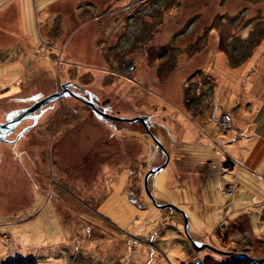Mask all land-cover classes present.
Returning a JSON list of instances; mask_svg holds the SVG:
<instances>
[{
	"label": "rangeland",
	"instance_id": "obj_1",
	"mask_svg": "<svg viewBox=\"0 0 264 264\" xmlns=\"http://www.w3.org/2000/svg\"><path fill=\"white\" fill-rule=\"evenodd\" d=\"M260 44L264 0L2 7L0 123L71 93L0 140V264H264ZM93 96L113 115L150 116L152 134L100 118ZM153 134L169 160L148 187L187 227L146 192L166 160Z\"/></svg>",
	"mask_w": 264,
	"mask_h": 264
},
{
	"label": "water",
	"instance_id": "obj_2",
	"mask_svg": "<svg viewBox=\"0 0 264 264\" xmlns=\"http://www.w3.org/2000/svg\"><path fill=\"white\" fill-rule=\"evenodd\" d=\"M66 84H64L63 90L59 91V92H55V93H51L50 95H47L39 100H37L33 105L25 107L23 109H21L20 111H18V113L16 114V116L11 117V115H9L7 117V122L5 123H0V133L3 134V136H0V140L5 139V137L9 134H11L13 132V130L15 129L16 125L27 115H29L30 113H32L33 111L37 110L38 108L42 107L44 104L48 103L49 101H51L52 99L65 94L67 91L69 93H71V90L69 88L65 87ZM87 104H89L93 110L94 113H96L100 118L106 119V120H118V121H124V122H132L135 120H140L143 122L145 129L150 132V128L148 125V121L146 120L148 117L145 115H140V116H135V117H119L117 115H113L108 111H105L104 109L98 107V105L96 103H94L91 100H87L86 101ZM151 133V132H150ZM152 134V133H151ZM153 138L155 139L157 145H159V147L165 152L166 154V160L162 165L159 166H155L152 167L148 170V172L145 175V189L146 192L148 194V196L150 197V199L152 200L153 204L159 208H171L174 210L179 211L183 217H184V222H185V227H187L189 225V221L188 218L185 214V212L183 210H181L180 208H178L175 204L172 203H168V202H160L157 201L151 190L148 187V177L152 174H154L155 172L161 170L162 168H164L169 160V154L168 152L165 150L164 146L162 145L161 141L159 140V138L157 136H155L154 134L152 135ZM185 231L188 234V229L185 228ZM189 235V234H188ZM189 238L192 240V238L189 235ZM207 245L208 247H212L209 244H204ZM214 248V247H212ZM215 250H217L216 248H214Z\"/></svg>",
	"mask_w": 264,
	"mask_h": 264
},
{
	"label": "crops",
	"instance_id": "obj_3",
	"mask_svg": "<svg viewBox=\"0 0 264 264\" xmlns=\"http://www.w3.org/2000/svg\"><path fill=\"white\" fill-rule=\"evenodd\" d=\"M13 1H15V0H2L1 1V3H0V9L2 8V7H4V6H6V5H8V4H10L11 2H13ZM16 6H18V5H15V6H13L14 7V9L15 10H18V7H16ZM261 46V47H260ZM5 48V50H11V48H9V47H4ZM256 48V47H255ZM82 48L81 47H73V48H71L70 50L71 51H74L75 52V50L76 51H79V50H81ZM63 50H64V48H63ZM255 53L253 52L252 53V55H254ZM257 57H256V68L255 69H260V70H264V44H260L259 45V50L257 51ZM6 56V57H5ZM4 57H5V59L7 58V56L8 55H5ZM70 56L71 57H73V58H75L76 57V55H75V53H74V55L73 54H70V52L66 55V58H65V60L67 61H70L69 59H67V58H70ZM50 58V56H48L46 59H49ZM59 58H61V57H59ZM91 58H93V59H95V58H98V56H96V55H91ZM102 58V57H101ZM248 58V57H247ZM9 59V61H7V62H10V63H16V62H19V60H22V58L21 57H17V56H15L14 58H8ZM248 62V60L246 61V63ZM242 70V69H241ZM240 70V71H241ZM261 77V76H260ZM260 81H264V80H261V79H259L258 80V82H260ZM258 95H260L261 97H263L264 96V92L263 93H257ZM200 237H202V236H200ZM203 239H205V237H203Z\"/></svg>",
	"mask_w": 264,
	"mask_h": 264
},
{
	"label": "flooded vegetation",
	"instance_id": "obj_4",
	"mask_svg": "<svg viewBox=\"0 0 264 264\" xmlns=\"http://www.w3.org/2000/svg\"><path fill=\"white\" fill-rule=\"evenodd\" d=\"M150 42V44H152V42L151 41H149ZM67 59H69V58H67ZM126 60H127V62H129V63H133V58H126ZM68 61V60H67ZM93 101H94V103H96L100 108H102V109H104L105 111H108V109H109V107L108 106H105V105H103V104H101V102H98L97 101V99L93 96ZM105 106V107H104ZM94 114H96V113H94ZM97 115V114H96ZM152 120H151V117L149 116V124H150V128H151V126H152V122H151Z\"/></svg>",
	"mask_w": 264,
	"mask_h": 264
},
{
	"label": "trees",
	"instance_id": "obj_5",
	"mask_svg": "<svg viewBox=\"0 0 264 264\" xmlns=\"http://www.w3.org/2000/svg\"><path fill=\"white\" fill-rule=\"evenodd\" d=\"M16 95V94H15ZM110 106V105H109ZM108 106V107H109ZM105 107V106H104ZM1 109H3V108H1ZM149 118V117H148ZM152 119V118H151ZM16 131V130H15ZM14 131V132H15ZM59 224V223H58ZM60 226H63V223L62 224H59ZM60 237H58L57 239H59ZM206 258H208V256H205ZM214 261H216V260H214ZM202 262V263H201ZM217 262V264H219V263H222V264H226V263H224V262H219V261H216ZM198 263H200V264H206V263H204L203 262V258H201V257H199V260H198Z\"/></svg>",
	"mask_w": 264,
	"mask_h": 264
},
{
	"label": "built area",
	"instance_id": "obj_6",
	"mask_svg": "<svg viewBox=\"0 0 264 264\" xmlns=\"http://www.w3.org/2000/svg\"><path fill=\"white\" fill-rule=\"evenodd\" d=\"M224 116H225V115H224ZM225 119L228 120V119H227V116H225ZM226 122H227V121H226Z\"/></svg>",
	"mask_w": 264,
	"mask_h": 264
}]
</instances>
